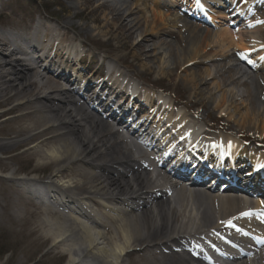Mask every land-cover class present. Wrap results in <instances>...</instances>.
<instances>
[{
  "label": "bare ground",
  "instance_id": "6f19581e",
  "mask_svg": "<svg viewBox=\"0 0 264 264\" xmlns=\"http://www.w3.org/2000/svg\"><path fill=\"white\" fill-rule=\"evenodd\" d=\"M210 1L213 2L186 0V5L192 11L205 13L204 5ZM258 1L243 2L237 7L246 10ZM81 3L75 14L80 20H91L96 25L98 11L111 16L104 28H115L113 38L122 47H128L137 33L135 37L140 41L130 55L141 65L148 63L150 72L154 70L153 61L161 74L168 64L161 52L153 57L146 49L147 43L161 36L175 38L183 55H176L179 63H173L171 73L179 72L182 65L181 79L190 85L194 97L204 89L220 92L225 85L222 79L207 83L212 75L215 78L208 69L195 74L189 67L199 53L212 58L208 46L200 45L202 40L214 38L243 52L264 50L260 28L237 36L220 31L212 37L204 30L199 43V28L175 14L171 20V14L165 12L168 5L158 0H132L129 5L124 0ZM211 12L215 16L205 17L228 18L222 12ZM48 20L38 16L27 25L15 23L13 27L22 30L15 35L0 29V108L18 100L12 108L0 112V125L5 126L0 128V160L12 164L17 159H27L36 162L34 172L50 171L41 176L5 172L1 178L28 182L26 178L33 177L42 181V186L34 185L37 194L43 192L40 199L22 191L24 198L48 216V221L40 224L41 241L51 243L56 255L67 259L66 264H125L128 260V264H216L198 255L199 245L212 256L222 255L215 249L231 248L233 255L226 257L223 264H264V230L252 216L264 209V191L257 189L264 188V179L251 185L256 175L264 176V151L259 145H245L238 137L209 132L196 113L176 109L170 95L149 89L150 94L143 89L150 83L136 82L139 77L124 62L101 55L103 52L97 48L94 51L73 27ZM250 24L243 26L249 28ZM158 45L164 47L168 42L161 39ZM6 49H10L9 60L3 54ZM225 49L213 51V60L224 57ZM242 76L250 82L256 79L246 72ZM232 79H228L231 84ZM134 88L139 102L128 99L126 90ZM220 93L213 100V110L231 122L232 113L226 110L232 105L237 111V96L230 90ZM247 97L249 108L238 112L239 121L234 125L244 130L252 126L246 130L249 132L260 128L258 131L264 133V117L257 119L254 115L259 113H252L263 94L258 95L259 100ZM156 100H163L166 107ZM262 103L264 108V97ZM195 104L202 109L206 106L203 99ZM136 114L142 119L140 133L129 124L124 127L123 116L134 122ZM145 129L151 134L150 142L141 138ZM221 162L227 166L221 167ZM246 164L252 167L239 176ZM165 165H169L168 171ZM206 166L216 168L217 173L230 171L227 181L222 182ZM0 167L8 169V165ZM205 181L210 185H203ZM237 188L246 196L235 194L233 189ZM71 193L76 198L72 199ZM79 199L84 200L80 205L86 210L75 202ZM90 202L107 211H100ZM91 207L98 220L87 212Z\"/></svg>",
  "mask_w": 264,
  "mask_h": 264
},
{
  "label": "rangeland",
  "instance_id": "374dc122",
  "mask_svg": "<svg viewBox=\"0 0 264 264\" xmlns=\"http://www.w3.org/2000/svg\"><path fill=\"white\" fill-rule=\"evenodd\" d=\"M101 1L106 2L109 0H99V2ZM124 1H127L128 5L132 2V0ZM158 1L163 5H168L165 9V12L171 14V20L173 19L172 15L175 14L185 22L199 28L198 30L200 33L197 37L199 43H201V37H203L204 35V30L212 33V37L213 34H217L220 31L237 33L242 25V22L236 23L238 18H229L230 21H232L231 24L236 23L235 27H229L226 24H222L219 19H215L214 22L203 19V22H199L198 20L194 19L197 15H191L189 8H187V6H184L183 3L176 0ZM241 1L242 2L240 3L244 2V0ZM179 3L182 4V6H184L186 10H184ZM80 4L82 5L81 0H0V14L3 15V17L0 18V29L4 31L6 30L13 35L19 34L22 30L20 28H14L13 26H15V23H19L20 25L23 23L21 26H23L24 24L27 25L30 19L35 21L38 16L45 21L51 18L50 21L48 20L49 22L59 23L63 27L71 26L74 28L75 32L79 34V36L81 37L80 39L83 40V42L91 45L94 51V48H97V51L103 52L104 56L108 55L111 58H115L116 60L120 61L121 63L124 62L123 64L125 66L128 65V68H131L135 75L139 77V80L137 81L142 84L148 82L158 88L152 89L151 91L156 90L155 92H157L158 90H161L170 95V100L174 101L175 106H179V110L185 111L186 108L191 113L197 112L198 114L196 113V115H199L201 122H203V124H206L207 126L210 125V127L208 126L210 129H224V127L227 128V126H229L228 129H225L226 131L229 132L230 130L233 134L239 133L241 134V136L246 137L249 142L255 140L256 142H259L261 144L264 141V133L258 131L260 130V128H257V131L255 132H249L246 130H250L252 126L244 130L234 125V123H237L239 121L238 112L243 113L246 109L248 110L249 108L248 106L250 102L247 96L256 98L258 97V95L263 94L264 97V90H262V88H264V82L262 80L263 78L258 79L260 75L264 76V74L262 72H260V74L254 73L252 72V70H250V67L256 66L257 62H262L260 58L254 57V52L242 53L240 51H236L235 46L229 47L222 41H217L214 38H210V41L208 42H204L202 40V43L200 45H202L203 48L208 46L206 47V49L210 51V55H212V58L207 59L205 56L199 53L197 59L189 65V67L195 74L200 70L204 71L208 69L212 74H215V78H213L212 75V78L206 80L207 83H210L215 79H222L223 81H225V85L222 86L223 88L221 90L233 91V94L237 96V111L233 109L234 107L232 105L230 106L231 108L229 107L230 109L226 110L227 113H232L230 121L233 123H231L228 121V119L221 117L224 116L221 112L213 110V100L217 99V97L221 95V90L220 92L213 91L212 88V91L208 92L204 89L203 93H200L201 95L199 97H194L195 95L191 90L190 85L181 79L182 65L179 72L173 74L171 73V68L175 66L173 65V63H179V59L177 58V56L183 55V49L180 48L175 38L161 36L155 39L151 38V42L147 43V51H149L153 57L158 55V53L160 52L163 53L165 57V63L168 64L163 74H161V71L156 68L155 61H153L154 70L152 69V71L150 72L148 71V63L141 65L140 63L133 61L130 55V51L132 50V48H134L135 44L140 41V39L135 37L137 33L131 40L128 47H122L120 43L113 38L115 28L108 27L107 30L104 28L107 23H110V20L112 19L111 16H108L107 12L98 11L97 18L99 21L96 25L92 23L91 20H80L78 16L75 15L79 12L78 7ZM177 6H179L180 9ZM93 9H95V7H93L92 10ZM47 15H50L52 17H48ZM209 15L215 16V14L212 12H209ZM216 21H219V24L215 23ZM208 22H213V24L209 26ZM249 22H251L252 27H254L245 31L252 33L256 31L255 27L260 25L261 32H263L262 35H264L263 7L257 10L255 9L248 11L245 19L243 20V23ZM115 27L117 28L118 26L116 25ZM21 28L23 29L24 27ZM174 32V34H177V31ZM181 32V36L184 35V30H182ZM72 33L74 32L72 31ZM161 39H165L168 42V45L164 47L159 46L158 43ZM225 47H227V49L224 50L226 51V55L218 60H216L217 57H214L213 60V51L215 53H219V51H221ZM87 49L90 50V47ZM9 51L10 49H6L3 53L7 57V60L11 58L8 54ZM216 63L226 64V66L217 68L218 64L215 66L213 65ZM245 72L246 74L256 79L252 78V82H250V79L247 80V77L242 76ZM229 77L233 78V84L228 82ZM244 83L247 84V90L245 89V87H243V85H245ZM201 87H203L202 84ZM143 89L147 90V92L150 93L149 89H146L145 87ZM166 94H164L165 96H163L167 98ZM86 95L87 97L90 96L88 94ZM209 96L211 97L209 98ZM263 97L260 98L261 100H259L258 97V105H255V107H253L252 113H259V115L257 116L254 115V117L257 119L264 117V108L262 103ZM199 99H203L206 103V106L203 109L200 108L199 105L195 104V102ZM17 102L18 100L6 103L0 108V112L12 108ZM231 103L233 104V102ZM2 127L5 126L0 125V128ZM236 130H239V132H237ZM1 139L2 138H0V140ZM19 150L21 151V149ZM0 164L8 165V169L0 167V264H66L67 259H65L64 257L59 258V255H56V252L51 249V243H49L48 241H41L42 239L40 238V236L42 231L39 230L40 224L43 221H48V216L44 214L42 212V209L34 205L28 198H24L23 195L25 194L22 193L17 181L1 178V176H5V172H13L12 174L17 175L36 174L38 176H41L50 174V171L46 170V172L44 171L43 173L34 172L33 169L37 167L36 162H30L27 161V159H17L12 164L5 162V160H0ZM21 197L24 199H22ZM158 238H162V236H158ZM137 249L138 247L135 248V253ZM128 262L129 260L126 261L125 264H128Z\"/></svg>",
  "mask_w": 264,
  "mask_h": 264
},
{
  "label": "snow or ice",
  "instance_id": "6c2138e0",
  "mask_svg": "<svg viewBox=\"0 0 264 264\" xmlns=\"http://www.w3.org/2000/svg\"><path fill=\"white\" fill-rule=\"evenodd\" d=\"M244 215H251V213H244ZM262 215H264V214H262ZM229 223H231V222H229Z\"/></svg>",
  "mask_w": 264,
  "mask_h": 264
}]
</instances>
